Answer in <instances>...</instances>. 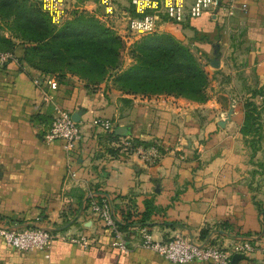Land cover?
<instances>
[{"label":"crops","instance_id":"obj_1","mask_svg":"<svg viewBox=\"0 0 264 264\" xmlns=\"http://www.w3.org/2000/svg\"><path fill=\"white\" fill-rule=\"evenodd\" d=\"M223 1H233V15L220 8L184 24L163 18L156 31L171 34L204 64L211 80L203 102L142 97L111 81L86 85L70 76L46 104L34 83L38 69L14 61L0 67V224L44 226L66 236L53 240L49 257L17 251L0 237V264H176L140 248L144 228L158 241L186 235L230 247L247 239L255 249L232 264H264V173L250 164L240 131L243 99L264 82V0ZM65 7L85 9L120 36L129 34L130 0H65ZM141 38L129 36L127 45ZM16 54H23L21 45ZM54 104L71 111L81 129L70 154L63 140L42 136ZM96 117L111 119L119 140L95 127ZM131 139L161 156L135 152L124 144ZM93 191L118 204L128 252L91 211ZM128 208L132 226L120 213Z\"/></svg>","mask_w":264,"mask_h":264},{"label":"built area","instance_id":"obj_2","mask_svg":"<svg viewBox=\"0 0 264 264\" xmlns=\"http://www.w3.org/2000/svg\"><path fill=\"white\" fill-rule=\"evenodd\" d=\"M41 4L56 24L62 23L70 17V12L65 7V0H33ZM134 14L128 19L129 34L122 38L127 41L130 37H143L157 31L158 22L166 18L177 24H184L192 18L202 16L206 12H214L225 8L230 15L235 13V4L224 3L223 0H130ZM14 61L20 64L16 52L0 50V67ZM34 78V83L40 89L43 102L51 104L53 93L59 88L60 78L56 74L43 73ZM142 95V94H141ZM154 96V95H151ZM142 97H149L143 95ZM92 124L106 133L113 132L114 123L109 118L96 117ZM42 136L46 141L56 139L63 140V149L70 154L81 139V129L73 114L68 109L56 104L53 114L46 123ZM129 147L130 142L124 143ZM144 156H156L161 154L157 149H148L139 146L135 149ZM89 206L91 211L115 236V245L123 252L129 251L128 242L124 236L117 211L111 199L99 196L95 191L90 194ZM0 237L10 247L23 253L44 252L46 257L50 256V249L56 237L64 238L65 235L55 232L44 226L22 227L16 223H1ZM69 240L89 248L91 241L84 236H70ZM140 248L152 250L159 253L165 259L176 264H194L196 262L210 264H232L233 257L237 254H245L255 249L250 240H239L230 247L211 241L195 242L189 236L176 235L172 238L158 241L155 240L146 228L142 231Z\"/></svg>","mask_w":264,"mask_h":264},{"label":"trees","instance_id":"obj_3","mask_svg":"<svg viewBox=\"0 0 264 264\" xmlns=\"http://www.w3.org/2000/svg\"><path fill=\"white\" fill-rule=\"evenodd\" d=\"M26 2L30 3L28 10L24 7ZM0 5L11 9L12 14L17 15L18 22L28 24L31 21L36 25L37 35H32L30 42L43 43L51 50V55H47L49 57L59 59L62 53L61 47L67 48L74 43L86 45L83 52L75 58L82 62L84 60L90 69L97 70L102 77L109 71H119L120 73L113 76L114 84L123 92L148 96L167 94L200 102L207 99L209 72L193 51L171 34L155 32L143 36L131 49L135 63L128 69L122 70V52L125 49L123 38L94 13L75 8L70 12L69 18L56 24L36 1L0 0ZM0 31H2L1 26ZM12 34L10 37L0 35V50L16 52L17 45L14 41L16 37ZM26 39L29 40L25 37L24 40ZM58 43H62L60 48ZM31 49H24L23 54L19 56L20 63L28 64L43 73L56 74L61 82L62 75L50 70L46 60L39 63L33 61L34 52H38L39 48L35 47L33 51ZM108 134L113 136L115 131ZM114 139L119 140V137L115 136ZM129 142L131 149L150 146L145 141L136 139H131ZM121 203L129 204L130 207L128 201ZM113 205L118 204L113 202ZM127 210L124 213L125 209H120V213L127 220V226H132L133 222H130V219L133 213L129 208Z\"/></svg>","mask_w":264,"mask_h":264},{"label":"rangeland","instance_id":"obj_4","mask_svg":"<svg viewBox=\"0 0 264 264\" xmlns=\"http://www.w3.org/2000/svg\"><path fill=\"white\" fill-rule=\"evenodd\" d=\"M29 5V2L24 3L25 9L28 10ZM0 26L2 30L10 32L11 34L13 33L12 35H15V44L17 46L21 45V49L23 52L25 48H32V51L35 47L39 48L38 52H34V56L32 58L33 61L35 63H39L40 61L46 60L47 66L51 68L50 70L60 73L63 78L67 79L70 76H76L86 85H100L103 82L111 81L112 86L120 90L119 87L114 84L113 78L115 74L120 73L119 71H109V73L102 77L100 72L90 69L84 60L82 62L75 58L79 55V53L83 52V50L86 48V45L81 43H74L67 48L61 47L62 53L60 55L61 57H59L60 60L49 57L47 55H51V50L48 49V47L44 46L43 43L33 44L32 42H30V38H32L34 35H37V33L35 32L37 28L36 25L31 21L28 24H26L25 22H18L17 15H13L11 9L2 5H0ZM113 31L117 34L115 30ZM25 37L29 38V40H24ZM123 41L125 43V49L122 52L121 69L126 70L135 63V59L131 55V49L133 48L134 44L128 46L127 42L124 39ZM61 45L62 43H58L59 48ZM202 65L204 64L202 63ZM210 80L211 79L209 75V82L206 88L207 98L209 97L208 87L210 85ZM263 84L264 82L258 84L254 89H252V91H250L251 95L243 99L241 105L243 121L240 127L243 141L248 148L247 151L249 162L250 164H253L255 166L254 170L259 175L264 173Z\"/></svg>","mask_w":264,"mask_h":264},{"label":"water","instance_id":"obj_5","mask_svg":"<svg viewBox=\"0 0 264 264\" xmlns=\"http://www.w3.org/2000/svg\"><path fill=\"white\" fill-rule=\"evenodd\" d=\"M73 118L75 119V116H73ZM75 120H76V119H75ZM235 256H236V255H235ZM235 256H234V257H235ZM234 257H233V260H234Z\"/></svg>","mask_w":264,"mask_h":264}]
</instances>
